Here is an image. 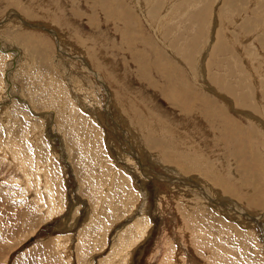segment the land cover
I'll return each mask as SVG.
<instances>
[{
    "label": "rangeland",
    "instance_id": "374dc122",
    "mask_svg": "<svg viewBox=\"0 0 264 264\" xmlns=\"http://www.w3.org/2000/svg\"><path fill=\"white\" fill-rule=\"evenodd\" d=\"M263 118L264 0H0V264H264Z\"/></svg>",
    "mask_w": 264,
    "mask_h": 264
},
{
    "label": "bare ground",
    "instance_id": "6f19581e",
    "mask_svg": "<svg viewBox=\"0 0 264 264\" xmlns=\"http://www.w3.org/2000/svg\"><path fill=\"white\" fill-rule=\"evenodd\" d=\"M38 30V29H37ZM50 31V30H49ZM264 119V118H263ZM171 129V128H170ZM183 133V132H182ZM177 142V141H176ZM186 144V143H185ZM182 146V145H181ZM185 147V146H184ZM188 149V148H187ZM150 155V154H149ZM187 169V168H186Z\"/></svg>",
    "mask_w": 264,
    "mask_h": 264
}]
</instances>
